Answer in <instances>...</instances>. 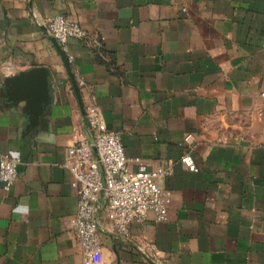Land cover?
I'll return each mask as SVG.
<instances>
[{"label":"crops","instance_id":"1","mask_svg":"<svg viewBox=\"0 0 264 264\" xmlns=\"http://www.w3.org/2000/svg\"><path fill=\"white\" fill-rule=\"evenodd\" d=\"M57 13L87 31L67 41L72 75L44 23ZM37 65L48 101L27 130L5 79ZM262 91L264 0H0V154L22 159L0 180V264H82L62 162L91 133L89 101L132 170L172 162L165 219L150 210L120 233L101 201L93 264H264Z\"/></svg>","mask_w":264,"mask_h":264},{"label":"built area","instance_id":"2","mask_svg":"<svg viewBox=\"0 0 264 264\" xmlns=\"http://www.w3.org/2000/svg\"><path fill=\"white\" fill-rule=\"evenodd\" d=\"M46 30L60 44L68 60L72 59L67 41L81 38L86 29L77 21L57 13L45 20ZM264 95V91L261 92ZM91 133L78 138L67 147L62 166L71 173V185L78 192L72 231L79 244L82 264H93L101 247L99 224L96 216L101 201L113 229L126 234L130 222L143 220L152 210L157 219H165L171 190L161 181L172 168V162H162L150 169L132 170L124 152L121 133L108 127L98 104L85 105ZM190 134L184 136L189 140ZM180 160L188 170H196L191 154L186 151ZM19 156L9 152L0 154V180L8 189L17 179Z\"/></svg>","mask_w":264,"mask_h":264},{"label":"water","instance_id":"3","mask_svg":"<svg viewBox=\"0 0 264 264\" xmlns=\"http://www.w3.org/2000/svg\"><path fill=\"white\" fill-rule=\"evenodd\" d=\"M52 38L58 50L63 55L68 71L71 73L66 54L63 52L56 38L53 36ZM5 85V95L9 100H15L21 96H24L27 99L26 111L28 113L29 121L26 128L28 130L29 128L34 127L39 122L40 115L43 113L46 102L48 101L47 69L44 66L37 65L27 70H22L18 74L6 78Z\"/></svg>","mask_w":264,"mask_h":264}]
</instances>
